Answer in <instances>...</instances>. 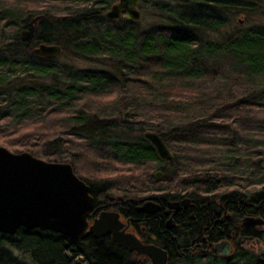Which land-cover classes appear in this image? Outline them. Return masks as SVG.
I'll use <instances>...</instances> for the list:
<instances>
[{"label":"trees","instance_id":"obj_1","mask_svg":"<svg viewBox=\"0 0 264 264\" xmlns=\"http://www.w3.org/2000/svg\"><path fill=\"white\" fill-rule=\"evenodd\" d=\"M116 1L0 0L2 147L70 164L93 198L89 222L108 210L124 221L122 203L147 196L165 204L184 198L204 204L212 194L239 209H226L228 221L236 216L238 224L240 217L260 213L264 0H168L167 15L153 16L147 27L105 19ZM40 44L60 46L65 63L35 55ZM74 60L95 62V68L80 69ZM146 132L159 136L170 160L158 158ZM180 222L184 237L170 235L163 243L169 264H205L201 246L207 244L191 246L193 222ZM143 223L156 233L155 221ZM144 230L146 237L135 233L141 240L149 237ZM246 231L239 235L257 237ZM258 231L264 248V228ZM180 239L181 249L174 251L171 243ZM23 260L150 264L110 237L73 241L24 228L0 234V264Z\"/></svg>","mask_w":264,"mask_h":264},{"label":"water","instance_id":"obj_2","mask_svg":"<svg viewBox=\"0 0 264 264\" xmlns=\"http://www.w3.org/2000/svg\"><path fill=\"white\" fill-rule=\"evenodd\" d=\"M139 6L140 0H117L104 12V18L113 22L121 19L137 22L141 17ZM33 53L45 59H56L62 50L58 45L40 44ZM143 137L152 144L159 159L172 158L159 136L146 132ZM160 175V172L155 174L156 177ZM155 199L137 201L136 204L142 203L137 211L158 212ZM189 201L185 198L172 202L168 208L179 211L187 207ZM92 210L89 188L74 174L70 164L50 163L30 153H13L0 146V234L12 236L19 228H24L49 231L73 241H83L89 236L94 239L110 237L112 243L147 258L150 264H167V253L154 245L144 244L134 233L127 232V224L118 212L102 211L89 222ZM263 224L259 218L246 217L242 221L244 227ZM216 249L223 255L229 253L223 243ZM261 253L259 250L258 254Z\"/></svg>","mask_w":264,"mask_h":264},{"label":"flooded vegetation","instance_id":"obj_3","mask_svg":"<svg viewBox=\"0 0 264 264\" xmlns=\"http://www.w3.org/2000/svg\"><path fill=\"white\" fill-rule=\"evenodd\" d=\"M214 194H219V192H215ZM148 198L157 199L153 201L159 205L158 212L154 214H146L137 211V207L142 203L136 204V202ZM182 200L176 202H181ZM167 204L168 203L165 204L155 196H147L141 199L132 200L129 203H122L126 215L124 222L127 224V232L135 234L138 230H141L143 235L146 237L144 229H147L149 232V237L147 239H142L143 241L141 239L140 240L144 244L154 245L163 249L168 255L167 264H169L171 252L168 249V246L163 243L167 241L170 235L173 237H184L183 229L180 228V225H184L180 222V220L185 222L190 220L193 222L190 224L192 227V237L191 235L189 236V244L191 246L196 243L207 244L201 246L203 250V255L201 257L204 259L205 264H243L244 261H246L247 264H252L254 258H260L261 256H263L262 264H264V248H262L260 239L258 238L260 233L258 230L260 228H264V224L262 226L252 227H244L242 225V221L246 217L259 218L264 221V209L261 211L259 208L255 209L260 213L246 214V216L240 217L238 224V219L236 216L232 217V215H230V217H232V221H228V218L226 217V209H233L237 213L239 209L235 207H227V202L214 199V195L212 194L207 196V200L204 202V204H199L193 200H190L187 207L181 208L179 211L170 210L168 208L169 204ZM239 204H241V202ZM134 214L135 217L131 218V216ZM202 214H204V219H201ZM144 221H155L157 224L156 233L149 231V228H146L145 223H143ZM168 221L171 222V224H169L170 227H167L169 226ZM201 224H203L204 229L202 231ZM243 227L246 230H255L257 237L246 238L242 237V235L240 236L239 234L247 232L246 230L242 231ZM226 233V237H220ZM137 237L139 238V236ZM179 241H181V239ZM183 241L177 243L176 245L171 243L173 247L175 246L173 248L174 251L175 249H181ZM222 243L223 246H227L229 248V251H227L229 252L228 255L220 254L217 251L216 246ZM259 250L262 251L261 255L258 254ZM237 259L240 260L238 261Z\"/></svg>","mask_w":264,"mask_h":264},{"label":"rangeland","instance_id":"obj_4","mask_svg":"<svg viewBox=\"0 0 264 264\" xmlns=\"http://www.w3.org/2000/svg\"><path fill=\"white\" fill-rule=\"evenodd\" d=\"M174 5H172L171 7H173ZM162 8V9H160ZM170 5H169V1L168 0H145L144 6L142 8H138L140 13H141V17H140V26L141 27H147V26H151L154 23L155 18L153 16L155 15H162V16H166V10H169ZM60 60V64L65 63V59L60 56L58 57ZM75 63L77 64V67L83 70H87L89 68H95L96 64L95 62L92 61H87V60H74ZM169 94V93H167ZM172 97H169L166 99L167 102H169L171 100ZM170 103V102H169ZM0 146H2L0 144ZM5 148V147H4ZM20 151H24L25 150H20ZM41 159V158H40ZM15 255L18 256L20 259H22V257L24 259H28V256H25L24 254H19L15 252ZM24 261V260H23ZM26 264H32L31 262L24 261Z\"/></svg>","mask_w":264,"mask_h":264}]
</instances>
